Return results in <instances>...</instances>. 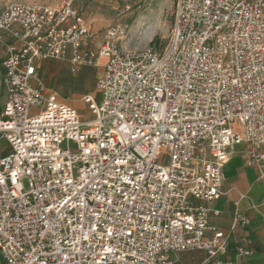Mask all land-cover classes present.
<instances>
[{"label": "built area", "instance_id": "built-area-1", "mask_svg": "<svg viewBox=\"0 0 264 264\" xmlns=\"http://www.w3.org/2000/svg\"><path fill=\"white\" fill-rule=\"evenodd\" d=\"M74 1L0 5V264H241L245 237L218 257L249 218L235 202L224 233L206 204L234 155L264 184V0H176L165 47L126 50L119 24L90 47ZM47 60L101 68L91 120L41 81Z\"/></svg>", "mask_w": 264, "mask_h": 264}, {"label": "rangeland", "instance_id": "rangeland-1", "mask_svg": "<svg viewBox=\"0 0 264 264\" xmlns=\"http://www.w3.org/2000/svg\"><path fill=\"white\" fill-rule=\"evenodd\" d=\"M63 0H0V5L22 3L32 6L55 8ZM176 0H75L74 9L82 15L90 29L94 47L104 41L106 29L111 25H122L126 29L122 49H141L158 39L156 48L163 49L170 40V33L175 15ZM41 81L46 87L55 90L61 99L72 105L82 120H91L88 104L82 96L91 95L99 102V91L95 87L101 71L88 67L72 73L65 62L47 60L40 70ZM37 109H32L31 114ZM0 149L7 152V143L0 141ZM28 189L26 180L22 182ZM184 254V253H179ZM187 254V253H186ZM176 260V255L174 256Z\"/></svg>", "mask_w": 264, "mask_h": 264}, {"label": "crops", "instance_id": "crops-1", "mask_svg": "<svg viewBox=\"0 0 264 264\" xmlns=\"http://www.w3.org/2000/svg\"><path fill=\"white\" fill-rule=\"evenodd\" d=\"M88 28V27H87ZM89 31V45L94 48L91 33ZM8 42V37H5ZM5 44L0 42V112L6 100V94L2 89V62L5 60ZM104 63V60H101ZM83 68V67H82ZM92 69V68H90ZM94 70V69H92ZM95 70L101 71V68ZM102 73V71H101ZM224 182L222 191L224 195L218 200L208 202L207 209H210L209 225L217 227L222 232H228L235 211L234 203L239 201V207L250 220V226L238 228L230 233L229 252L226 256H219L222 262L226 260L236 261L235 249L241 246V238L245 237L250 241L246 245L251 251V256L241 259V264H264V225L260 216L250 206L258 204L264 198V184L256 180L254 170L246 166L240 155H234L223 168ZM243 195L244 198H240ZM264 212V207L262 208ZM205 256L202 252L184 253L176 255L175 264H200Z\"/></svg>", "mask_w": 264, "mask_h": 264}, {"label": "trees", "instance_id": "trees-1", "mask_svg": "<svg viewBox=\"0 0 264 264\" xmlns=\"http://www.w3.org/2000/svg\"><path fill=\"white\" fill-rule=\"evenodd\" d=\"M157 42H158V39H154L150 44H151V45H156ZM41 69H42V67H41ZM41 69H40V70H41ZM40 70H39V72H40ZM40 74H41V73H40Z\"/></svg>", "mask_w": 264, "mask_h": 264}]
</instances>
